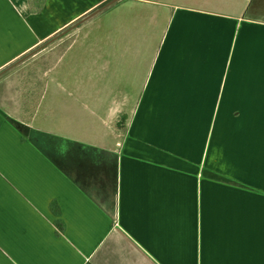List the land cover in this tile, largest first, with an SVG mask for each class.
Listing matches in <instances>:
<instances>
[{
    "label": "crops",
    "instance_id": "1",
    "mask_svg": "<svg viewBox=\"0 0 264 264\" xmlns=\"http://www.w3.org/2000/svg\"><path fill=\"white\" fill-rule=\"evenodd\" d=\"M106 1L0 0V264H264V0H117L73 25ZM78 28L75 140L35 123L23 69ZM128 48L137 97L100 78Z\"/></svg>",
    "mask_w": 264,
    "mask_h": 264
},
{
    "label": "rangeland",
    "instance_id": "2",
    "mask_svg": "<svg viewBox=\"0 0 264 264\" xmlns=\"http://www.w3.org/2000/svg\"><path fill=\"white\" fill-rule=\"evenodd\" d=\"M260 11L264 10L261 8ZM113 55L116 59V51ZM125 55L123 62L121 59L117 63L114 60L100 78L122 79L125 81L124 87L128 86L126 89L130 91V95L137 97L143 79H140V68L136 66L146 59V54L142 57L140 53L138 55V52L128 48ZM135 68L139 74L134 73ZM23 71H35L30 79H38L33 86L35 99L38 97L37 102L40 105L35 112V123L63 132L75 140L79 138V104L73 98L79 94V28L76 35L63 37L58 45L42 57L32 60ZM46 111L51 115L44 118L43 113ZM44 133L47 132L37 129L31 132V136L34 139L51 140Z\"/></svg>",
    "mask_w": 264,
    "mask_h": 264
},
{
    "label": "water",
    "instance_id": "3",
    "mask_svg": "<svg viewBox=\"0 0 264 264\" xmlns=\"http://www.w3.org/2000/svg\"><path fill=\"white\" fill-rule=\"evenodd\" d=\"M115 1H117V0H108V1H106L102 5L98 6L97 8L93 9L92 11H90L89 13H87L86 15H84L81 19H79L78 21H76L73 25H76L77 23L83 22L84 20L88 19L89 17H91L95 13L103 10L104 8H106L108 5L112 4Z\"/></svg>",
    "mask_w": 264,
    "mask_h": 264
},
{
    "label": "trees",
    "instance_id": "4",
    "mask_svg": "<svg viewBox=\"0 0 264 264\" xmlns=\"http://www.w3.org/2000/svg\"><path fill=\"white\" fill-rule=\"evenodd\" d=\"M78 24H79V23H78ZM78 24H76L75 26H77ZM75 26H74V27H75Z\"/></svg>",
    "mask_w": 264,
    "mask_h": 264
}]
</instances>
